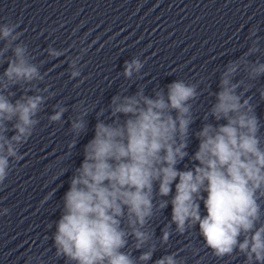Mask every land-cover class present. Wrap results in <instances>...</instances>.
Returning a JSON list of instances; mask_svg holds the SVG:
<instances>
[{
    "label": "clouds",
    "instance_id": "obj_1",
    "mask_svg": "<svg viewBox=\"0 0 264 264\" xmlns=\"http://www.w3.org/2000/svg\"><path fill=\"white\" fill-rule=\"evenodd\" d=\"M18 28L17 22L0 23V65H7L0 72V186L15 162L24 158L20 149L54 95L48 87H38L46 74L34 62ZM255 36L253 29L250 37ZM66 51L46 49L50 58ZM259 51L258 39H252L245 53L225 65L218 91L211 93L215 102L194 132L199 81L174 80L166 90L153 89L152 95L144 87L131 95L117 93L107 109H100L97 117L105 111L108 116L97 118L94 136L83 146V160L72 171L60 218L54 222L51 239L57 257L65 264H149L157 251L150 223L171 205V219L159 237L161 246L169 244L172 225L180 235L198 225L205 246L216 257L242 255L244 264H264V135L260 134L264 121L256 115L253 96L247 95L252 82L264 77V62L248 59ZM80 59V55L70 59L71 79L81 76ZM143 67L139 58H133L125 62L122 74L128 80L134 74L141 78ZM241 71L246 79L237 80ZM17 88L21 94L15 98ZM258 92L264 101V87ZM73 107L77 114L69 118L70 150L87 133L85 117L92 110L84 101ZM53 108L49 123L63 124L68 108L60 102ZM193 136L198 148L189 155ZM185 158L193 163L181 170L178 165ZM201 202L206 215L201 214ZM8 212L4 208L0 215ZM33 259L28 257L29 264ZM154 264H183V260L172 252Z\"/></svg>",
    "mask_w": 264,
    "mask_h": 264
}]
</instances>
